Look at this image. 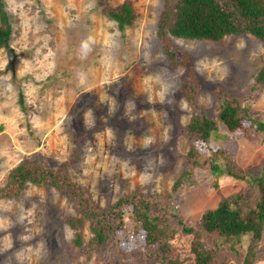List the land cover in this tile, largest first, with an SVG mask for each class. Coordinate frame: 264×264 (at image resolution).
<instances>
[{
    "label": "rangeland",
    "instance_id": "1",
    "mask_svg": "<svg viewBox=\"0 0 264 264\" xmlns=\"http://www.w3.org/2000/svg\"><path fill=\"white\" fill-rule=\"evenodd\" d=\"M163 2L108 0L112 9L133 7V25L121 31L103 15L106 3L95 0H5L18 58L14 81L7 72V49H0V191L23 164L53 173L67 165L70 181L95 206L107 209L137 194L171 206L187 227L198 225L224 198L252 196L247 181L222 177L215 188L205 168L176 188L191 151L179 130L197 113L185 87L193 80L199 83L197 108L210 120L218 119L219 96L227 95L244 101L251 117L264 122V91L255 90L263 43L251 36L219 43L176 40L172 61L157 34ZM228 133L219 126V135ZM231 136L223 147L198 148L212 149L209 157L224 151L220 163L239 167L248 179L264 175L258 127ZM76 218L70 199L53 188L27 185L20 198L1 200L0 264H83L76 235L86 244L93 235L88 222L73 230L68 220ZM127 224L131 231L132 223ZM120 238L117 254L130 257L144 234L127 231ZM191 245V238H177L175 255L191 260ZM219 256L226 264L239 263L226 250ZM95 261L120 263L114 252ZM254 264H264V240Z\"/></svg>",
    "mask_w": 264,
    "mask_h": 264
},
{
    "label": "trees",
    "instance_id": "2",
    "mask_svg": "<svg viewBox=\"0 0 264 264\" xmlns=\"http://www.w3.org/2000/svg\"><path fill=\"white\" fill-rule=\"evenodd\" d=\"M95 1L105 4L108 0ZM162 8L157 34L172 61L174 54L170 49L179 48L176 40L219 43L228 37L251 36L264 46V0H164ZM102 12L116 22L121 31L131 27L135 20L133 7L129 3L117 9H112L106 3ZM13 36L11 15L5 0H0V49L12 48ZM255 82V90L264 91V64ZM198 85L193 80L185 86L190 90L187 96L197 113L188 126L179 130L187 138L191 151L186 158L181 183L176 188L190 181L193 171L205 168L213 176L215 188L218 189L222 177L240 183L247 181L253 189L251 197L238 194L224 198L215 209L202 215L198 225L187 227L175 216L171 206L137 194L120 199L107 209L95 206L91 196L70 181L67 165L61 172L53 173L32 164H23L11 172L9 183L0 191V201L20 198L27 185L53 188L66 195L80 217L68 220L71 228L78 230L84 222H88L93 235L87 244L80 233L76 235L75 244L83 264L96 263V257L107 252L118 255V264H226L219 258L222 250L233 254L241 264H254L264 240V175L248 179V173L238 166L235 168L229 163H220L224 151L213 152L209 157L212 149L204 153L198 146L218 144L223 147L233 138L230 133L235 136L239 131L250 133L256 127L263 137L264 122L251 117V108L245 107L244 101L229 100L227 95L219 96L221 114L217 120H210L197 108L194 96ZM19 97L20 105L25 110V95L21 89ZM219 126L229 133L219 135ZM247 126L250 130H247ZM262 137L259 140L264 142ZM247 139L253 140L250 136ZM128 221L132 223L131 231L128 230ZM127 231L132 235L138 234V237L140 233L144 234V238L139 239L141 244L138 249L130 252V257L116 251L122 249L120 237L126 235ZM183 237L192 239L191 260L175 255L174 243L177 238ZM245 244H248L246 248Z\"/></svg>",
    "mask_w": 264,
    "mask_h": 264
},
{
    "label": "water",
    "instance_id": "3",
    "mask_svg": "<svg viewBox=\"0 0 264 264\" xmlns=\"http://www.w3.org/2000/svg\"><path fill=\"white\" fill-rule=\"evenodd\" d=\"M7 55H8V60H9L7 72H11L13 79L15 81V79H16V62H17L18 55L16 54V52L13 48H10L7 50Z\"/></svg>",
    "mask_w": 264,
    "mask_h": 264
}]
</instances>
